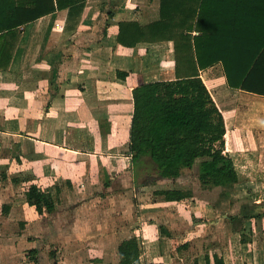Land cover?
<instances>
[{"label": "crops", "instance_id": "obj_1", "mask_svg": "<svg viewBox=\"0 0 264 264\" xmlns=\"http://www.w3.org/2000/svg\"><path fill=\"white\" fill-rule=\"evenodd\" d=\"M158 6V0H88L78 25L67 27L68 10H62L0 40V259L6 242L13 253L39 245L64 248L62 264H118L119 245L135 237L143 264H216L215 258L264 264V209L242 245L244 226L228 219L234 207L221 214L218 203L199 205L194 196L164 201L160 210L143 201L148 185L139 187L129 154L132 92L143 83L175 80L176 51L172 41L126 48L117 37L122 22L150 24ZM191 36L193 50L180 48L181 60L182 52H196L201 34ZM214 43L204 38L203 51H219ZM239 51L248 55L256 45L222 52ZM231 66L230 79L221 62L200 75L224 115L226 152L235 160L239 187L245 182L252 195L264 184V96L238 89L235 75L246 74V65ZM249 86L264 88V68ZM183 176L165 180L177 185L168 189H181ZM31 185L52 191L53 215H40L27 203ZM259 200L264 208V197ZM220 216L228 222L224 231Z\"/></svg>", "mask_w": 264, "mask_h": 264}, {"label": "trees", "instance_id": "obj_2", "mask_svg": "<svg viewBox=\"0 0 264 264\" xmlns=\"http://www.w3.org/2000/svg\"><path fill=\"white\" fill-rule=\"evenodd\" d=\"M87 1L0 0V40L12 38L22 25L62 10H68L67 27L70 23L78 25ZM158 5L157 17L146 26L138 22L119 24L117 43L123 47L172 41L176 51L175 80L143 83L132 92V163L136 167L148 158L157 168L158 179L174 181L197 166L203 190L220 189V198L228 196L239 187L241 177L234 158L226 152L224 115L200 72L221 62L230 79V62L235 63V67L231 66L235 71L244 68L245 63L246 74H233L241 82L238 89L264 96V88L249 86L264 68V0H158ZM195 31L201 34L195 41L196 52H182L181 60L178 50L187 45L193 50L191 35ZM204 38L210 43L213 39L219 51L204 52ZM246 44L256 45V51L248 55L241 51L222 52ZM154 194L165 202L193 198V192L185 189L158 190ZM26 199L40 215L56 212L57 200L50 190L31 185ZM251 208L242 207L240 214L230 219L242 226L250 220H261L262 215L252 213ZM118 258V264H143L137 238L121 242ZM215 261L222 264L217 258Z\"/></svg>", "mask_w": 264, "mask_h": 264}, {"label": "rangeland", "instance_id": "obj_3", "mask_svg": "<svg viewBox=\"0 0 264 264\" xmlns=\"http://www.w3.org/2000/svg\"><path fill=\"white\" fill-rule=\"evenodd\" d=\"M135 173H136V182L139 183V187L142 188V187H145L143 185L145 184L148 185L146 186L145 190H143V192L140 191L144 194L143 201L149 204H159L155 208H159L157 210H160L162 206L160 205V203L164 202V199L162 197L155 196L154 193L160 189H168L173 186L177 187V185L171 182L167 183L164 179H158L157 168L153 165V163L148 158L143 159V163L135 167ZM183 174H184L183 180H182L183 183L182 185H178V186L181 187V189L192 191L194 194L193 196H194L196 204H199V202H202L203 204H211V202L218 203V206L220 205L219 210L221 214H229L230 210H233L232 207H234L235 211L233 210L231 215H228V219H230L231 216H238L240 214L241 208L244 206L253 205L254 206L253 213H256V214H259V212H261L264 209L263 207H261L262 204L260 205L257 204L259 202L260 203L263 202L259 200V196L264 197L263 182H259V184H257V187L255 189H251L254 191V194L252 195H247V192L249 190L247 189L248 186L245 184V182H242L244 185L236 189L237 192L235 195H232V193H229L228 196L220 198V192H221L220 189H213V190H208V191L203 190L198 180V167L197 166L192 171H184ZM99 191L103 192L101 189ZM259 191L261 192L263 191L262 192L263 194L260 195ZM106 192L110 193L111 191L107 190L105 191V193ZM132 195L134 196V192L132 193ZM138 195L139 193L136 194V191H135V196H138ZM249 198L255 201L256 205L252 204L253 202H251L252 200H250ZM106 203L109 205L110 201L109 203L108 202ZM107 209L109 210L108 212H110L109 214H111L110 218H112V212H113L111 211L112 208L110 206H107ZM219 221H220L219 225L221 226V228L219 229L221 231H224L223 227H225V224L228 225L227 224L228 222H226L227 219H225L224 221V219L220 216ZM255 221L250 220V221H247L243 225L244 229H241L242 232L240 233L242 245L246 244L250 240L253 223H255ZM256 223L259 224V220ZM236 225L238 226L239 224L236 223ZM243 226L240 223L238 227L243 228ZM225 231H227V229ZM125 235L129 236L128 233H125ZM219 238L221 241L225 239L222 234L219 236ZM215 242L218 243L219 241H215ZM3 245L6 247V248L4 247L5 249L3 250L5 258L0 259V264H14L13 261L11 260V259H14V256L18 259L20 258L25 261L27 260V264H62L61 261H63V259L62 260L60 259L62 255L61 252L63 251L65 253L67 251L64 248H54L51 246H50L51 248H49L47 246L42 247L41 245H39L36 249L34 247H29L27 250H24L22 248H17L16 249L17 251L15 250L14 251L15 253H13L12 252L13 250L10 249L9 243L7 244L5 242ZM89 252L92 253V256H94L92 250H89Z\"/></svg>", "mask_w": 264, "mask_h": 264}, {"label": "built area", "instance_id": "obj_4", "mask_svg": "<svg viewBox=\"0 0 264 264\" xmlns=\"http://www.w3.org/2000/svg\"><path fill=\"white\" fill-rule=\"evenodd\" d=\"M196 35L198 36L199 34H198V33H196Z\"/></svg>", "mask_w": 264, "mask_h": 264}]
</instances>
